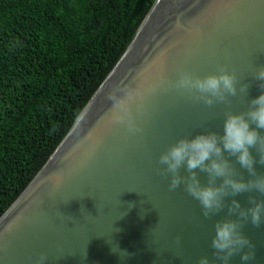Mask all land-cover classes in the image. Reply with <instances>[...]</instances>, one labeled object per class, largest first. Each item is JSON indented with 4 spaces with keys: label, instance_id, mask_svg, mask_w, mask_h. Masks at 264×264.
<instances>
[{
    "label": "water",
    "instance_id": "1",
    "mask_svg": "<svg viewBox=\"0 0 264 264\" xmlns=\"http://www.w3.org/2000/svg\"><path fill=\"white\" fill-rule=\"evenodd\" d=\"M220 65L238 87L248 84L247 95L207 106L167 87L179 69L203 76ZM257 66H264V0H155L66 135L0 215V264H35L42 253L45 264H196L201 255L218 264L210 239L226 208L204 218L182 187L168 189L158 156L179 137L219 133L225 112L245 111L261 91L252 78ZM124 87L143 93L142 111L133 108L135 133L110 122L109 93ZM249 196L264 200L245 192L225 203L247 207ZM241 232L253 245L247 264H264V222L244 223ZM113 244L128 255L112 252ZM228 264H241L239 253Z\"/></svg>",
    "mask_w": 264,
    "mask_h": 264
},
{
    "label": "trees",
    "instance_id": "2",
    "mask_svg": "<svg viewBox=\"0 0 264 264\" xmlns=\"http://www.w3.org/2000/svg\"><path fill=\"white\" fill-rule=\"evenodd\" d=\"M155 0H0V215L66 135Z\"/></svg>",
    "mask_w": 264,
    "mask_h": 264
},
{
    "label": "clouds",
    "instance_id": "3",
    "mask_svg": "<svg viewBox=\"0 0 264 264\" xmlns=\"http://www.w3.org/2000/svg\"><path fill=\"white\" fill-rule=\"evenodd\" d=\"M252 78L261 89L260 93L248 99L245 111L225 112L219 133L207 131L179 137L158 156V164L163 166L162 171L169 178L168 189L182 187L198 203L204 218L216 216L226 208L224 217L213 223L210 239L212 254L218 264H228L229 258L237 253L241 264H247L253 256V245L241 232V226L244 223L259 226L264 222V200L249 196L247 207H241L234 198L225 203V197H235L239 193L256 192L264 196V173L255 170L254 158L249 151L255 149V163L264 165V131H257L264 130V66H257ZM167 87L212 106L226 102L238 92L247 95L248 84L240 83L238 87L235 74L220 65L215 72L203 76L179 69L176 79L167 82ZM142 95L135 87L109 93L110 122L123 126L129 133L138 132L133 108L142 111ZM236 165L247 171V179L242 177ZM182 168L186 175L181 174ZM198 172L204 174L205 182H201ZM11 227L9 225L8 229ZM110 250L120 257L128 255L114 244ZM47 259L42 253L35 264H45ZM196 264H210L208 256L201 255Z\"/></svg>",
    "mask_w": 264,
    "mask_h": 264
}]
</instances>
